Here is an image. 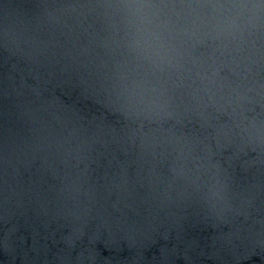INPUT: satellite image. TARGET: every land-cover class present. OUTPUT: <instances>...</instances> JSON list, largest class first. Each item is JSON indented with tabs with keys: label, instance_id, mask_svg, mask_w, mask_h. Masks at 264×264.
<instances>
[{
	"label": "water",
	"instance_id": "95a60500",
	"mask_svg": "<svg viewBox=\"0 0 264 264\" xmlns=\"http://www.w3.org/2000/svg\"><path fill=\"white\" fill-rule=\"evenodd\" d=\"M0 264H264V0H0Z\"/></svg>",
	"mask_w": 264,
	"mask_h": 264
}]
</instances>
